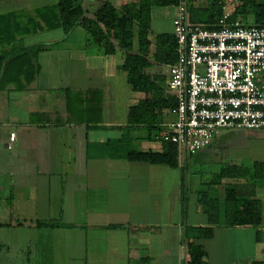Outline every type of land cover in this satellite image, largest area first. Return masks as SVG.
<instances>
[{"label":"crops","instance_id":"obj_1","mask_svg":"<svg viewBox=\"0 0 264 264\" xmlns=\"http://www.w3.org/2000/svg\"><path fill=\"white\" fill-rule=\"evenodd\" d=\"M136 1L77 3L93 13L102 2L122 8ZM57 2L0 0V264H44L45 256L49 264H188L181 200L192 184L185 175L189 154L171 168L89 151L127 133L128 108L151 94L127 82L123 52L107 55L82 27L65 34L55 24ZM176 17L177 6L152 7L150 40L173 34ZM239 139L262 142L264 130H221L196 154L219 167L207 182L199 178L207 191L193 185L192 215L188 204L187 224L209 226L198 195L205 191L221 201L213 237L195 241L205 248L207 264H264V180L254 177L264 157L234 151ZM150 142L143 152L162 151V144ZM226 167L247 174L219 184L215 176ZM227 188L260 201L259 226L224 225ZM78 214L80 222L70 219ZM57 222L55 228L39 225Z\"/></svg>","mask_w":264,"mask_h":264},{"label":"trees","instance_id":"obj_2","mask_svg":"<svg viewBox=\"0 0 264 264\" xmlns=\"http://www.w3.org/2000/svg\"><path fill=\"white\" fill-rule=\"evenodd\" d=\"M202 1H205L206 5L194 6L192 3L201 2V0H188L191 21L212 26L222 16L223 9L220 4L222 0ZM77 2L78 0H58L54 8L57 19L55 24L59 25L67 35L77 27H82L107 55H114L117 50L123 52L124 63L120 69L126 73L127 82L134 91L151 94L150 98L142 99L137 105L128 108L129 131L127 133L118 140L91 145L89 151L97 147L102 149L103 155L124 156L133 162L164 164L171 168H178L180 152L175 144L163 143L161 152L134 151L130 149V145L133 136L137 137L136 139L143 138L136 136L139 129L146 130L144 137L148 141H155V136L162 129V124L169 121L170 108L175 104L174 99L167 93L169 77L149 71L154 65L169 67L176 62L174 35L163 34L153 43L149 38V31L152 7L177 6L180 0H138L122 8H117L110 2H102L93 13ZM249 14L253 16L255 26H264V0H238L233 18L237 19ZM135 26L137 32H135ZM125 150L127 151L123 154ZM236 170L237 168L226 167L215 176V179L220 184L224 178L237 179L247 174L245 168L242 169L243 171L239 169L242 174L240 172L235 174ZM254 177L264 180V162L254 165ZM227 186L228 184L225 187ZM227 191L230 192L223 201L224 225L228 227L259 226L262 219L260 201L255 198H239L233 188H227ZM198 200L199 205L208 214L209 226L187 224L189 199L187 192L183 191L182 223L189 254L188 264H207L204 260L207 255L205 248L195 241L211 239L214 234L213 226L219 224L221 201L217 198H208L205 191L199 193ZM39 225L50 228L60 226L57 223Z\"/></svg>","mask_w":264,"mask_h":264},{"label":"built area","instance_id":"obj_3","mask_svg":"<svg viewBox=\"0 0 264 264\" xmlns=\"http://www.w3.org/2000/svg\"><path fill=\"white\" fill-rule=\"evenodd\" d=\"M220 4L212 26L191 21L188 0L177 5L167 90L175 104L155 141L177 145L180 154L210 147L223 129L264 130V26L234 19L238 0Z\"/></svg>","mask_w":264,"mask_h":264},{"label":"rangeland","instance_id":"obj_4","mask_svg":"<svg viewBox=\"0 0 264 264\" xmlns=\"http://www.w3.org/2000/svg\"><path fill=\"white\" fill-rule=\"evenodd\" d=\"M244 24H248V25H254L255 22H254V18L252 15H246L245 17H241L239 18ZM134 29L136 30L137 28L134 27ZM137 32V31H136ZM160 69V73H162L163 75H166V71H168V68L167 67H161V68H157L156 70H159ZM167 76V75H166ZM168 82V81H167ZM124 83H125V79H124ZM119 114V112H118ZM117 118L119 119L120 118V115L118 117L117 115ZM224 130V129H223ZM146 134V130L145 129H139L136 133V136H142L143 138H140L139 139H136L137 137L133 136L132 139H131V145H130V149L131 150H134V151H145L147 150V148L149 147L150 145V141H148V139H146L144 137V135ZM235 148H233V150H237V149H240L242 152H249L251 153L254 157H258V156H261V157H264V141L262 142H246V141H242V139H239V140H236L235 141ZM155 149H158L157 147H155ZM154 149V150H155ZM127 150H125L123 152V154L126 153ZM181 159L184 160V158L186 157L183 153V155H181ZM215 157V156H214ZM187 159H188V168L185 170V175H186V178L187 180L189 181V184H191V188L189 189L188 191V198H189V210H190V213L191 215L194 213V211L196 210V203H197V194L195 192V187H193V185H197L199 189H204L205 191H207V186L206 185H203L201 188H200V181H199V178H203L204 182H207L208 181V178L210 177L209 175L213 174L214 171H217L219 170V167H218V164H211V162H208L206 164L204 163H201V161L199 160V155H196V156H187ZM217 160L215 158H213V162H216ZM213 171V172H211ZM207 178V179H206ZM194 181H196V183L194 184ZM228 182H231V181H228V180H224V186H226V184H228ZM195 193V194H194ZM200 206V205H199ZM53 209V212L55 213L56 211V208H52ZM63 212H61V215H62ZM84 216L82 214H78V215H71L70 216V219H73L74 221L76 222H80L81 220H83ZM58 221V220H57ZM59 222V221H58ZM57 222V224H58ZM70 225H73V224H70ZM77 226L79 224H76ZM72 245L69 246V248H71ZM44 264H49L48 262V258L47 256H45L44 258Z\"/></svg>","mask_w":264,"mask_h":264}]
</instances>
